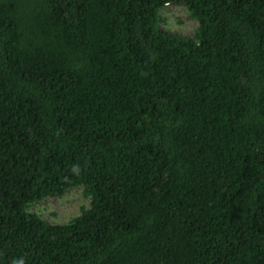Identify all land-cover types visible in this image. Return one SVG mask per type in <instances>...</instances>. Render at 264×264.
<instances>
[{"label": "trees", "instance_id": "1", "mask_svg": "<svg viewBox=\"0 0 264 264\" xmlns=\"http://www.w3.org/2000/svg\"><path fill=\"white\" fill-rule=\"evenodd\" d=\"M0 264H264V0H0Z\"/></svg>", "mask_w": 264, "mask_h": 264}, {"label": "rangeland", "instance_id": "2", "mask_svg": "<svg viewBox=\"0 0 264 264\" xmlns=\"http://www.w3.org/2000/svg\"><path fill=\"white\" fill-rule=\"evenodd\" d=\"M158 27L161 30L184 37H194L197 22L183 6L170 5L159 12ZM90 206L81 187L66 191L61 197H47L29 206L28 212L51 225H66L78 217L82 209Z\"/></svg>", "mask_w": 264, "mask_h": 264}]
</instances>
